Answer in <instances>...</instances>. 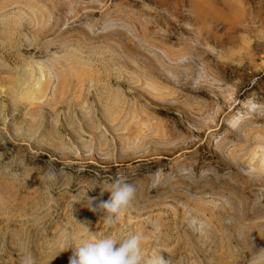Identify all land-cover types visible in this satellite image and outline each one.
<instances>
[{
    "label": "rangeland",
    "instance_id": "obj_1",
    "mask_svg": "<svg viewBox=\"0 0 264 264\" xmlns=\"http://www.w3.org/2000/svg\"><path fill=\"white\" fill-rule=\"evenodd\" d=\"M118 175L109 225L76 201ZM130 233L145 264H264V0H0V264Z\"/></svg>",
    "mask_w": 264,
    "mask_h": 264
},
{
    "label": "clouds",
    "instance_id": "obj_2",
    "mask_svg": "<svg viewBox=\"0 0 264 264\" xmlns=\"http://www.w3.org/2000/svg\"><path fill=\"white\" fill-rule=\"evenodd\" d=\"M93 188L95 186L91 189ZM88 191L83 192L76 202H82L90 211L102 212V220L111 225L115 218L130 206L135 198L136 187L118 175L101 189V195L104 192L110 193L107 200L95 203L96 198L89 197ZM88 232L91 233L89 229ZM143 239L141 233H130L124 238L116 235L98 238L92 234L75 246L68 264H145L142 255ZM25 264H31V262L26 261ZM146 264H169V262L162 256L154 255Z\"/></svg>",
    "mask_w": 264,
    "mask_h": 264
}]
</instances>
